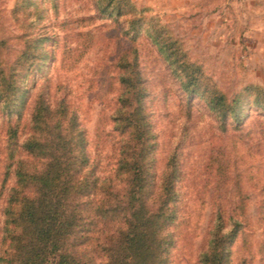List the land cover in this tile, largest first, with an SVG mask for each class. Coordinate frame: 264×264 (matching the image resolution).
<instances>
[{"label":"trees","instance_id":"obj_1","mask_svg":"<svg viewBox=\"0 0 264 264\" xmlns=\"http://www.w3.org/2000/svg\"><path fill=\"white\" fill-rule=\"evenodd\" d=\"M44 1L14 0L13 17L26 23L16 34L22 44L12 61L0 57V107L12 121L7 174L13 167L15 177L3 209L0 264H171L180 217L179 166L173 153L157 183L158 138L146 99L139 35L147 31L188 96L203 98L224 131L229 120L242 123L253 107L264 109V85L251 82L230 96L192 59L169 26L146 15L147 6L135 0H97L102 13L126 17L132 41L117 60L116 166L102 174L89 150L87 129L65 97L52 104L39 92L27 129L20 126L31 86L39 83L37 70L55 55L50 45L57 38L37 26ZM0 43L9 44L2 36ZM246 224L244 202L228 216L218 206L199 250V264H235L234 245ZM237 264L250 263L243 257Z\"/></svg>","mask_w":264,"mask_h":264},{"label":"rangeland","instance_id":"obj_2","mask_svg":"<svg viewBox=\"0 0 264 264\" xmlns=\"http://www.w3.org/2000/svg\"><path fill=\"white\" fill-rule=\"evenodd\" d=\"M135 2L149 8L146 15L169 26L192 59L230 96L251 82L264 85V0ZM13 5L14 0H0V36L9 42L0 43V57L6 61L15 58L22 44L16 34L26 26L13 17ZM43 14L37 26L57 38L50 45L55 55L37 70L39 83L31 86L20 126L27 129L39 92L52 104L65 97L87 129L89 150L101 173L110 174L118 154L113 119L120 92L117 60L132 44L126 17L102 13L97 0H45ZM137 45L158 138V184L171 155L176 153L178 159L180 217L174 226L177 242L171 264H199L214 210L219 206L228 216L241 202L247 224L234 245V263L246 257L250 264H264V109L253 107L242 123L229 120L224 131L203 98L188 96L147 31ZM11 122L0 107V252L5 245L3 209L15 181L13 167L7 174Z\"/></svg>","mask_w":264,"mask_h":264}]
</instances>
